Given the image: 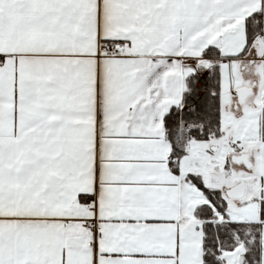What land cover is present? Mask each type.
Wrapping results in <instances>:
<instances>
[{
	"label": "snow or ice",
	"instance_id": "snow-or-ice-1",
	"mask_svg": "<svg viewBox=\"0 0 264 264\" xmlns=\"http://www.w3.org/2000/svg\"><path fill=\"white\" fill-rule=\"evenodd\" d=\"M0 264H264V0H0Z\"/></svg>",
	"mask_w": 264,
	"mask_h": 264
}]
</instances>
